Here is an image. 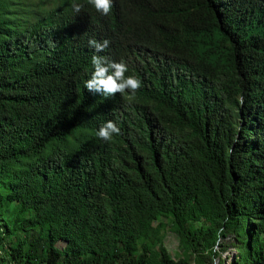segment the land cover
Returning a JSON list of instances; mask_svg holds the SVG:
<instances>
[{
  "label": "trees",
  "instance_id": "obj_1",
  "mask_svg": "<svg viewBox=\"0 0 264 264\" xmlns=\"http://www.w3.org/2000/svg\"><path fill=\"white\" fill-rule=\"evenodd\" d=\"M94 55L142 87L89 91ZM0 219L11 264H210L227 235L264 264V0H0Z\"/></svg>",
  "mask_w": 264,
  "mask_h": 264
},
{
  "label": "clouds",
  "instance_id": "obj_2",
  "mask_svg": "<svg viewBox=\"0 0 264 264\" xmlns=\"http://www.w3.org/2000/svg\"><path fill=\"white\" fill-rule=\"evenodd\" d=\"M95 9L102 15H108L112 9V0H89ZM82 4H73V9L79 13ZM108 40L98 43L96 40H90V46L94 47L97 52L103 51L109 45ZM94 72L91 78L86 82L85 87L95 93H102L106 97L114 96L119 93L125 95L135 93L142 87V81L134 75L125 74L128 72V65L121 60L120 62L109 61L106 57L94 55L92 57ZM121 129L113 120L106 121L97 131V136L103 141H112L114 135H119Z\"/></svg>",
  "mask_w": 264,
  "mask_h": 264
},
{
  "label": "rangeland",
  "instance_id": "obj_3",
  "mask_svg": "<svg viewBox=\"0 0 264 264\" xmlns=\"http://www.w3.org/2000/svg\"><path fill=\"white\" fill-rule=\"evenodd\" d=\"M27 3L36 2L39 0H26ZM44 3H49L53 0H42ZM11 206L7 208L9 211ZM3 223V219H0V224ZM200 224V223H198ZM25 232H16L14 238H21L23 240ZM261 239H264V234L260 236ZM161 241L162 245L170 252L171 256L178 259L186 255L184 247L179 242L178 237L172 231H161ZM5 242V241H4ZM218 245L214 247V250L218 252V256L210 258V264H218L219 259L221 258L224 264H229L231 258L237 253L236 248L234 247L233 235H227L225 237H220L218 239ZM58 246H62V243L59 242ZM4 252L3 248L0 247V264H11L8 260H3ZM192 264H195L194 260Z\"/></svg>",
  "mask_w": 264,
  "mask_h": 264
}]
</instances>
